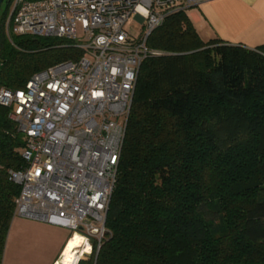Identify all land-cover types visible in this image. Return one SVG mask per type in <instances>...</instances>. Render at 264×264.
Listing matches in <instances>:
<instances>
[{"label": "trees", "instance_id": "1", "mask_svg": "<svg viewBox=\"0 0 264 264\" xmlns=\"http://www.w3.org/2000/svg\"><path fill=\"white\" fill-rule=\"evenodd\" d=\"M12 2L0 15V87L81 56L66 38L7 34ZM187 10L147 38L159 54L137 76L108 232L76 264H264V44L203 40ZM24 145L0 105V264Z\"/></svg>", "mask_w": 264, "mask_h": 264}, {"label": "built area", "instance_id": "2", "mask_svg": "<svg viewBox=\"0 0 264 264\" xmlns=\"http://www.w3.org/2000/svg\"><path fill=\"white\" fill-rule=\"evenodd\" d=\"M204 1L13 0L7 34L66 38L82 50L23 87H0L25 136L26 165L9 171L20 185L15 216L66 227L99 249L140 66L159 54L147 38L170 13Z\"/></svg>", "mask_w": 264, "mask_h": 264}, {"label": "crops", "instance_id": "3", "mask_svg": "<svg viewBox=\"0 0 264 264\" xmlns=\"http://www.w3.org/2000/svg\"><path fill=\"white\" fill-rule=\"evenodd\" d=\"M187 13L203 40L220 38L250 48L264 44V0H206ZM70 236L66 227L16 215L2 264H54Z\"/></svg>", "mask_w": 264, "mask_h": 264}, {"label": "bare ground", "instance_id": "4", "mask_svg": "<svg viewBox=\"0 0 264 264\" xmlns=\"http://www.w3.org/2000/svg\"><path fill=\"white\" fill-rule=\"evenodd\" d=\"M70 237V242L56 264H76L82 254L90 252V245L83 235L75 232Z\"/></svg>", "mask_w": 264, "mask_h": 264}, {"label": "rangeland", "instance_id": "5", "mask_svg": "<svg viewBox=\"0 0 264 264\" xmlns=\"http://www.w3.org/2000/svg\"><path fill=\"white\" fill-rule=\"evenodd\" d=\"M5 5H6V4H5V0H4L3 3H2V5H1V7H0V15H1V13H2L4 7H5ZM126 26H127V28H128L130 31H132L133 33H137V32H139V30H140V25H139V23H137V22L127 23ZM71 238H72V237H70V239H71ZM70 239H68V242H67L66 244H68V243L70 242ZM65 247H66V245H65ZM65 247H64V249H65ZM64 249H63V250H64ZM62 252H63V251H62ZM85 253H87V252H85ZM85 253L82 254L81 256L84 257V256L86 255ZM61 254H62V253H61ZM78 254H80V253H78ZM78 254H76V255H78ZM81 256H80V258H82ZM60 257H61V255H60ZM60 257H59V259H60ZM80 258H79V259H80ZM59 259H58V260H59ZM79 259H78V260H79ZM57 262H58V261H57ZM57 262H56V263H57Z\"/></svg>", "mask_w": 264, "mask_h": 264}, {"label": "water", "instance_id": "6", "mask_svg": "<svg viewBox=\"0 0 264 264\" xmlns=\"http://www.w3.org/2000/svg\"><path fill=\"white\" fill-rule=\"evenodd\" d=\"M2 2H3V0H0V7H1V5H2Z\"/></svg>", "mask_w": 264, "mask_h": 264}]
</instances>
